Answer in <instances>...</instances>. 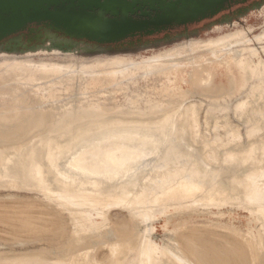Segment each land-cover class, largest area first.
Returning a JSON list of instances; mask_svg holds the SVG:
<instances>
[{
    "label": "bare ground",
    "instance_id": "bare-ground-1",
    "mask_svg": "<svg viewBox=\"0 0 264 264\" xmlns=\"http://www.w3.org/2000/svg\"><path fill=\"white\" fill-rule=\"evenodd\" d=\"M170 34L140 46L166 43ZM211 42L180 44L178 53L161 62L136 67L129 86L98 81L97 73L77 68L47 84L41 82L47 73L0 66L18 69L0 78L1 87L25 74L20 81L43 94H35L37 101L28 88L0 87V142H6L0 143V188L46 193L72 212L81 211L87 224L100 225L111 206L136 219L124 213L127 217L109 220L111 236L80 244L79 227L67 231L53 204L34 207L35 201L13 192V200L0 201V264H73L80 252L92 264H177L167 254L171 236L190 264H264L250 229L200 225L197 217L186 216L174 225L179 231L169 230L178 214L225 213V219L251 223L264 246V59L244 49L242 58L225 54L224 45H247L238 34ZM68 44L77 47L75 53L115 45L72 36ZM5 54L0 50V59ZM38 105L46 109L41 130ZM21 131L30 136L22 140ZM160 221L167 232L158 238ZM137 236L135 246L123 248ZM107 244V257L98 256Z\"/></svg>",
    "mask_w": 264,
    "mask_h": 264
},
{
    "label": "flooded vegetation",
    "instance_id": "flooded-vegetation-1",
    "mask_svg": "<svg viewBox=\"0 0 264 264\" xmlns=\"http://www.w3.org/2000/svg\"><path fill=\"white\" fill-rule=\"evenodd\" d=\"M210 3L214 2L213 7L208 8L205 13H200L199 19L209 16L212 12L224 9L236 2L245 0H206ZM251 7L258 9L263 14L264 20V0L256 1ZM250 8V7H248ZM250 8V9H253ZM248 10V9H247ZM247 10L241 11L239 14L246 13ZM152 15H156L155 11H150ZM237 14V15H239ZM136 18H142L138 14ZM45 24V23H43ZM233 17L224 16L220 22H217L214 30L218 31L217 35L210 36L206 39L194 37L189 32H179L180 38H174L175 34H170L171 38L166 40L172 42L171 47H167L166 43L152 44L146 46H139L132 48L127 44L128 49H123V45H113L112 48H104L94 52L82 51L79 53L71 52L77 47H71L68 43L71 42V36L66 35L60 31L50 27L41 26L33 27L38 23H29L25 26L32 28L35 33L28 35L22 32V29L12 33L8 38L0 42V50L2 53L8 52L0 59V66H14L25 69L29 75L30 73L44 72L50 75L47 78L41 79L42 83H55L65 80L63 75H67L71 68H77L86 73L93 71L100 77L98 81H103L107 84H131L130 78L135 74V68L146 66L147 64H155L161 62L162 58L172 54L178 53L180 44H187L189 42H196L201 47H206L212 40L235 36L238 34L241 40L247 42L243 46L247 53L260 55V59H264V29L260 33H253L252 26H238L235 25ZM178 23H174V26ZM228 30H225L226 26ZM32 26V27H31ZM167 26V27H170ZM165 37V36H164ZM74 39V38H73ZM197 47V48H201ZM147 51V52H146ZM126 71V77H123V72ZM103 75H112L111 77L103 78ZM79 82V77L75 78ZM129 86V85H128Z\"/></svg>",
    "mask_w": 264,
    "mask_h": 264
},
{
    "label": "water",
    "instance_id": "water-1",
    "mask_svg": "<svg viewBox=\"0 0 264 264\" xmlns=\"http://www.w3.org/2000/svg\"><path fill=\"white\" fill-rule=\"evenodd\" d=\"M214 4L206 0H0V41L29 23H45L75 38L116 42L175 22L196 21Z\"/></svg>",
    "mask_w": 264,
    "mask_h": 264
},
{
    "label": "rangeland",
    "instance_id": "rangeland-1",
    "mask_svg": "<svg viewBox=\"0 0 264 264\" xmlns=\"http://www.w3.org/2000/svg\"><path fill=\"white\" fill-rule=\"evenodd\" d=\"M256 1H261V0H245V1H242V2H236V3L232 4V5H230L229 7H226L224 9H221L220 11L216 12L213 15H210V16H207V17L198 19L196 21L188 22L187 24H178V25H174V26L167 27V28L162 29L160 31H156L154 33L143 34V35H135V36H129V37H126V38H124V39H122L120 41L107 42V43H111V44H115V45H123V46H125V47H123V49H128L127 44L129 43L131 45V47L135 49V48H138L141 45V43H143V42L155 41L157 38H162L167 33H170V32L171 33L189 32V34L191 33L194 37L206 39V38H208L210 36H214V35H217L218 34V31L217 30H214V28H216L217 22H220V20L224 16H227V15L233 17L234 22H236L235 25L245 26V27L252 26L253 27L252 30H253V33L254 34L255 33H260L264 29L263 14H261L257 8L254 9L253 7H251ZM246 7H250V8H253V9L248 8V10L246 11V13H244L242 15H240V14L237 15V13H236L237 11H239L242 8H246ZM41 26H45V24L39 23L38 25L33 26V27H38V29H40ZM229 28H231V27H229L227 25L225 27V30H228ZM22 32H26V33H28V35H31V34L35 33L32 28H28V27L22 29ZM7 38H8V36H6L4 39L6 40ZM228 38L229 37H227V39ZM83 39H86V38H83ZM3 40H1L0 42H2ZM86 40H88V39H86ZM89 41L90 42H96V43H98L97 41H93V40H89ZM107 43H103V44H107ZM211 43H213V42H211ZM166 45H167V47H171L172 46V42L169 41L168 43H166ZM233 46H235V45H233ZM233 46L232 45H229V44L224 45L223 48L224 49H227V51H225V54H226V52H227V54L229 52H232V53L235 52V56L237 57V59L240 56L242 58V51H243L242 48H243V46L241 44H240V47H238V48H237V46L236 47H233ZM205 53H207V52L205 51ZM208 53H210V52H208ZM236 57H234V58H236ZM185 62H189V61L187 60ZM19 69L20 70H25V69H22V68H19ZM6 70L7 69H0V73H2L0 75V78L2 80H7L11 76V73H13V72H17L18 73V69H15V70L10 69L9 71H6ZM24 76H25V74H20L19 78L17 80H15L11 85L10 84H7V85L4 84L2 87L1 86L0 87L1 88H13V89L22 90V91H25V89L28 88L27 89L28 90L27 91V94L31 98L37 100L38 98H35V94H38V96H41L42 97L43 94L42 95L39 94V92L41 91L40 88L33 89L34 88L32 86V85H34L33 83L24 84V83L21 82V81H24ZM177 86H178V83H177ZM14 87H16V88H14ZM173 88H176V87H173ZM187 90H189V88ZM228 91H229V88L226 89V90L225 89H222V92L213 93L212 96H221V95L225 94ZM191 92L194 93L193 91H191ZM197 93L201 94L200 92H197ZM203 95H206V94L203 93ZM37 101H39V100H37ZM37 109L40 110L39 123H42V127L41 128H38V130H41V129H44V127H46L45 126V122H46L45 115L46 114L44 113L46 109L43 108L42 105H38L37 106ZM231 115H232V118L234 119V121L235 122H238V118L235 115H233L232 113H231ZM23 132H24V134L25 133L26 134L24 135V137L22 138V140L24 138H27V137L30 136V135L27 136V131L26 132L25 131H21V134H23ZM32 133H30V134H32ZM19 141H21V140H19ZM19 141H10V142L15 143V142H19ZM0 143L5 144L6 142H0ZM13 192H14V195H18V196H21V197H24V198H29L30 200L35 201L34 204H36V205L34 207H36V206L39 207L40 206L39 208H42V206H43V209H44V208L48 207L49 205L52 206V204H53V208L54 209L56 208V209L55 210L52 209V211H54V213H56V210H57V212L59 211L57 217L58 216L59 217H63L64 220L67 222V224L65 222V224H66V227L65 228H67L66 229L67 231L72 230V228L79 227L78 233H79V236L80 237L78 239V243H80V244H84V243L89 244L90 242L96 241L97 238H98V236H101V234H104V233L106 235H108V236H111L110 235V232H109V228L111 226V224L109 223V220L110 221H112V220L113 221H117L116 219H118V218L119 219H122V215H123V217L124 216L127 217V216L130 215V217L132 216L135 219V217L130 212L126 211L125 209H122V208L116 207V206H111V207H109L105 211V215H104L103 221L101 222L100 225L97 226V225H94L93 223L92 224L91 223L87 224L84 221H88V219H86V217L83 215V213L81 211L78 210V211L72 212L69 209V207H66L67 204H65L63 201L55 200L53 196H50V195H48L46 193L33 192V191L26 190V189L0 188V201L1 200H7V199L13 200L10 197V195H12ZM4 193H6V195ZM36 198L38 200L42 201V203H40V201L38 202ZM34 199H36V200H34ZM47 202H48L49 205L47 204ZM45 203H46V207H45ZM51 206H49L46 209L52 208ZM34 207H32V208H34ZM58 207H59V209H58ZM116 208H118V210ZM121 209H122V212L124 211L123 213H120L121 211H119V210H121ZM62 210L68 211L69 212L68 213L69 216L67 217V215H66L67 212L66 211L65 212L63 211L64 213H62ZM124 213L127 216L124 215ZM191 213H194V214H191ZM191 213L184 214V215H179L178 214V216H175L173 218V224L171 225V228L169 229L170 232L173 233L175 231L176 232L179 231V226H177V225L174 226V225L175 224H178V220L181 219V217H186V216H191V217H194V218L197 217L195 221H196V223H198L200 225H209V224H212L214 222H216L218 224H221L222 223L224 225L231 224L234 227H241V228L245 229L244 230L245 232H249L251 230L252 233H255L256 239H257V241L259 243V246L261 248L260 251H261V253H262L263 257H264V246H263L262 240H261L259 234L256 233V231L253 228V226H252L251 223H249V222H238V221H234L233 219H228V218L225 219V215H226L225 213L214 214V216H209L208 215L209 213H206V212L193 211ZM70 214H72V215H70ZM60 215H62V216H60ZM108 216L110 217V219H109ZM217 216H219V217H217ZM69 217H71V218L69 219ZM200 219H202V220H200ZM203 219H205V220H203ZM70 220H71V223H70ZM75 220H76V222H75ZM162 224H163V221H160V222L157 223L158 230H157L156 233L158 235V238L162 237L167 232L163 228V225ZM132 226L133 227L136 226L134 229L138 231L139 225H138L137 221L135 223H133ZM136 228H138V229H136ZM113 229L117 230L118 228H113L112 227L111 228V230H112L111 232L112 233H113ZM115 230H114V232H116ZM118 231L120 233V230L119 229L117 230V232ZM108 239H109L108 241H111L112 240V237H110ZM137 241H138V236H137L136 239H134L131 243H129L127 246H124L123 248H126V249L129 250L130 247L136 245ZM177 242H178V240L175 241V238L173 236L170 237V242L167 243V245H166V249L168 250V253L167 254L169 256H171L177 264H190L188 261H186V260L183 259V256L181 255L180 251H178V249H181L182 245H181V247H180V245L179 246H176L177 245ZM178 244H180V243H178ZM44 245L45 244H43V245H37V247H42ZM109 245L110 244H107V246L102 245L103 248L100 246L99 248H101V249H98L99 254L96 252V256L98 254V256H100L102 258L103 257L104 258L107 257L106 255H108V254H106L105 252L108 251L107 253H109ZM30 246L31 245H25V248H28ZM23 247L24 246H21V245L18 246L17 245L14 248L23 250ZM3 248L6 249V250L10 249L7 246H3ZM123 248L121 247V249H123ZM1 252L2 251H0V253ZM87 254L90 255L89 253H87ZM77 256H74V257H77V258H74L73 257L70 262H72L73 264H80V262L82 264H92L93 263V261L90 260V258H89L90 256L84 255L81 252ZM100 257H98V258H100ZM114 261H116V260H114ZM114 261H110L109 264H115Z\"/></svg>",
    "mask_w": 264,
    "mask_h": 264
}]
</instances>
